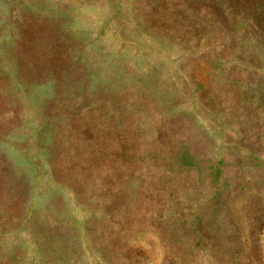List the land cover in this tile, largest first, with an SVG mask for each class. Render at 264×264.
I'll return each mask as SVG.
<instances>
[{
	"label": "rangeland",
	"instance_id": "rangeland-1",
	"mask_svg": "<svg viewBox=\"0 0 264 264\" xmlns=\"http://www.w3.org/2000/svg\"><path fill=\"white\" fill-rule=\"evenodd\" d=\"M0 264H264V0H0Z\"/></svg>",
	"mask_w": 264,
	"mask_h": 264
},
{
	"label": "trees",
	"instance_id": "trees-1",
	"mask_svg": "<svg viewBox=\"0 0 264 264\" xmlns=\"http://www.w3.org/2000/svg\"><path fill=\"white\" fill-rule=\"evenodd\" d=\"M123 116H124V111L122 110V111L118 112V114H116V116L111 118L110 120H108L110 115L105 117L106 120L104 122V125L106 127H108V129L110 131H112L113 134H115V140H117V138H118L117 136L120 134V132L123 131V128L126 127L125 126V124H126L125 121L126 120H125V117H123ZM72 124H73V126H71V132L68 131V132H64V133L61 134V138H62L63 141L66 142V139L69 136H73V138H75V139L77 138L79 141L82 140L83 142H93L94 141V138L92 137V133H93L92 129L89 128L88 125L86 126L84 124V122H82L81 120H77V121L73 120ZM59 142H60V146L57 149V151H59V154L57 155L58 156L57 160H56L57 164H56L55 167H61L62 166V164H63V154H64L63 152H64V148L66 147V144L62 143L61 141H59ZM84 148L85 147H82V146L80 147V149H82V150H84ZM75 149L78 150V147L76 146ZM105 153L106 152H104V154ZM221 165L222 164L219 162L212 169V176L214 178V181L217 182V183L219 182V180L221 178V168H220ZM103 169H104L103 171H101V168L99 169V178L97 177L96 182H99L101 179L104 180V178H106L107 171L110 170L107 167H104ZM57 171H58V168L55 171V174H56L55 178L56 179H57V177L67 175L70 172H74L78 178L80 177V181L84 180V183L93 184L95 182V179H93V177H90V178L89 177L88 178L85 177L86 175L89 174L90 168L87 167L86 164L83 163V162H77L76 164H70L69 166H66L65 168L63 167L58 173H57ZM103 180H102V182L100 184V186H102V187H103V185H105ZM79 185L81 186L82 184L79 183ZM80 186L77 188V192L80 195H82V194L85 193V189L82 186L81 187Z\"/></svg>",
	"mask_w": 264,
	"mask_h": 264
}]
</instances>
